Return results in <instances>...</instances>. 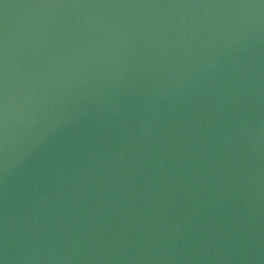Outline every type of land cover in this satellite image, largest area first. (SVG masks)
<instances>
[{
    "label": "water",
    "instance_id": "1",
    "mask_svg": "<svg viewBox=\"0 0 264 264\" xmlns=\"http://www.w3.org/2000/svg\"><path fill=\"white\" fill-rule=\"evenodd\" d=\"M4 264H264L262 0H0Z\"/></svg>",
    "mask_w": 264,
    "mask_h": 264
},
{
    "label": "snow or ice",
    "instance_id": "2",
    "mask_svg": "<svg viewBox=\"0 0 264 264\" xmlns=\"http://www.w3.org/2000/svg\"><path fill=\"white\" fill-rule=\"evenodd\" d=\"M262 2H264V0H262ZM0 264H4V260L2 258H0Z\"/></svg>",
    "mask_w": 264,
    "mask_h": 264
}]
</instances>
